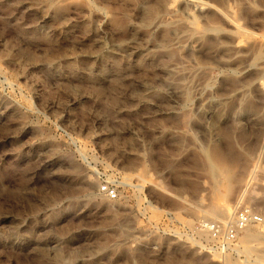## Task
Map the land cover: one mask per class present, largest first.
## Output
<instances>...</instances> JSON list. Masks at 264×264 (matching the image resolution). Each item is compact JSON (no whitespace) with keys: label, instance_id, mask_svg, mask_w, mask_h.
<instances>
[{"label":"rangeland","instance_id":"1","mask_svg":"<svg viewBox=\"0 0 264 264\" xmlns=\"http://www.w3.org/2000/svg\"><path fill=\"white\" fill-rule=\"evenodd\" d=\"M0 264H264V0H0Z\"/></svg>","mask_w":264,"mask_h":264},{"label":"built area","instance_id":"2","mask_svg":"<svg viewBox=\"0 0 264 264\" xmlns=\"http://www.w3.org/2000/svg\"><path fill=\"white\" fill-rule=\"evenodd\" d=\"M102 190L112 199L118 197V190L115 187L104 185ZM262 221L263 217L260 213L249 207H242L235 212L233 218L229 221H211L203 227L215 240L217 247L230 249L241 231L249 225L261 223Z\"/></svg>","mask_w":264,"mask_h":264},{"label":"bare ground","instance_id":"3","mask_svg":"<svg viewBox=\"0 0 264 264\" xmlns=\"http://www.w3.org/2000/svg\"><path fill=\"white\" fill-rule=\"evenodd\" d=\"M192 1H193V2H196L197 0H192ZM192 1L190 0V2H192ZM198 1H200V0H198ZM201 3H203V2L201 1ZM196 4H197V3H196ZM196 4H195V5H196ZM203 4H205V3H203ZM210 6H211V4H210ZM213 6H214V5H213ZM213 6H212V7H213ZM199 7H200V5H199ZM214 7H217V6H214ZM170 8H172V7H170ZM201 8H202V7H201ZM226 8L228 9V6H227ZM173 9H174V8H173ZM223 9H224V7H223ZM223 9H221V12H220V13H222V10H223ZM227 9H224V10H227ZM169 10H170V12H172V9H169ZM174 10H175V9H174ZM213 10H214V9H213ZM217 10H219V9H217ZM229 10H230V9H229ZM229 10H228V11H229ZM231 11H232V9H231ZM224 12H225V14H226V11H224ZM152 13H153V12H152ZM230 13H231V12H230ZM233 13H234V12H233ZM172 14H173V13H172ZM222 14H223V13H222ZM231 14H232V13H231ZM227 15H228V14H227ZM227 15H225V16H227ZM156 16H157V15H156ZM156 16H155V17H156ZM223 16H224V15H223ZM228 17H230V16H228ZM156 18H157V17H156ZM231 18L234 19L235 17L233 16V17H231ZM231 18H229V19H231ZM174 19H177V18H174ZM174 19H173V21H175ZM223 19H224V18H223ZM229 19H228V20H229ZM163 20H164V19H163ZM183 20H184V19H183ZM225 21H226V20H225ZM152 22H153V26H155V27H156V26H157V27H158V26H161V25L163 24L162 21L157 20V19H153ZM167 22H168V21H167ZM230 23H232V21H231ZM235 23H236V22H235ZM172 24L174 25L175 23L173 22ZM185 24H186V23H185ZM188 24H189V22H188ZM237 24H238V23H237ZM192 25H193V24H192ZM213 25H214V24H213ZM234 25H235V24H234ZM151 26H152V25H151ZM193 26H194V25H193ZM238 26L240 27V25H238ZM194 27H195V26H194ZM206 27H207V26H206ZM183 28H184V27H183ZM233 28H234V27H233ZM196 29H197V28H196ZM204 29L206 30L207 28H204ZM210 29H211V30H215V31L220 30V28H219L218 26H211ZM240 29H241V27H240ZM176 30H178V29H176ZM201 30H202V29H201ZM234 30H235V28H234ZM215 31H214V32H215ZM220 31H222V30H220ZM235 31H236V30H235ZM237 31H238V30H237ZM206 32H207V31H206ZM210 32H211V31H210ZM238 32H239V31H238ZM176 33H178V32H176ZM179 33H180V32H179ZM179 33H178V34H179ZM235 33H236V32H235ZM199 34H200V33H199ZM186 35H187V34H186ZM235 35H236V34H235ZM177 36H178V35H177ZM237 36H238V35H237ZM181 37H182V36H181ZM184 37H185V36H184ZM237 38H239V37H237ZM234 39H235V38H234ZM239 40H241V39H239ZM239 40H238V41L235 40V42L231 45L232 49L234 48V49L236 50L235 52H237V51L240 49V47H241V43H240ZM233 41H234V40H233ZM241 41H242V40H241ZM243 47H244V46H243ZM226 48H227V47H226ZM229 48H230V47H229ZM229 48H227V49H229ZM242 49H243V48H242ZM164 53H165V52H164ZM229 56H230V55H229ZM225 63H226V62H225ZM196 67H197V66H196ZM239 68H240V67H239ZM241 69H242V68H241ZM176 71H177V70H176ZM182 71H183V70H182ZM184 73H185V72H184ZM197 73H198V71H197ZM190 74H191V73H190ZM182 75H183V74H182ZM259 82H260V81H259ZM169 84H171V86H173L175 89H178V86L175 84L174 81H170ZM244 87H245V86H244ZM233 92H234V93H241V92H242V88H237V89H235ZM177 94H178V93H177ZM235 95H237V94H235ZM238 95H239V94H238ZM224 97H226V96H224ZM227 97H228V96H227ZM221 98H222V97H221ZM212 99H213V98H212ZM214 99H215V98H214ZM216 99H217V97H216ZM216 99H215V103H216V101H217ZM227 99H228V98H227ZM227 99H226V100H227ZM213 101H214V100H213ZM220 101H221V99H220V100L218 99V101H217L218 104L222 102V101H221V102H220ZM218 104H217V105H218ZM212 166H213V165H212ZM228 215H229V214H228ZM204 225L206 226L207 223H205ZM249 226H250V225H249ZM249 226H247L245 229H247Z\"/></svg>","mask_w":264,"mask_h":264}]
</instances>
